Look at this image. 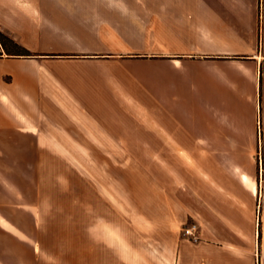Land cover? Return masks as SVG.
I'll use <instances>...</instances> for the list:
<instances>
[{"label":"crops","instance_id":"1","mask_svg":"<svg viewBox=\"0 0 264 264\" xmlns=\"http://www.w3.org/2000/svg\"><path fill=\"white\" fill-rule=\"evenodd\" d=\"M0 33L30 54L8 53L0 43V264H19V245L41 258V201L56 184L50 175L45 183L38 160L36 173L19 172L23 149H193L185 158L194 183L217 182L205 187L210 194L240 195L241 181L257 179L255 149L264 164V0H0ZM105 175L92 178L119 204ZM207 206H181L184 220L194 215L199 224L196 243L181 239L162 209L143 214L150 237L144 259H248L230 249L244 250L233 241L236 229L247 235L242 211L226 201ZM84 212L96 254L109 264L134 259L120 217L94 215L88 223ZM27 219L32 234L23 228Z\"/></svg>","mask_w":264,"mask_h":264},{"label":"rangeland","instance_id":"2","mask_svg":"<svg viewBox=\"0 0 264 264\" xmlns=\"http://www.w3.org/2000/svg\"><path fill=\"white\" fill-rule=\"evenodd\" d=\"M4 44L8 53L17 54L18 50L10 43L5 41ZM187 150L189 151L185 152L181 148H66L46 149L47 152L39 151L37 154L30 149H23L19 152V172L36 173L38 160L39 172L45 178V183L50 175L55 178L56 184L53 190L48 191L47 187L43 189V228L37 235L39 245L35 246L41 258L34 260L30 246L19 245V264H109L110 260H104L103 254H96V235L86 234L85 218L81 219L85 209L88 223L94 215L120 217L132 243L130 251L135 247V251H132L134 259L121 261V264H149L143 255L146 241L150 238L143 232L149 227L145 226L143 214H158L162 209L167 218L166 223L171 224L172 229L180 236L182 228L194 218L192 214L185 221L181 206L191 211L194 207L208 208L209 202L219 204L224 201L240 209L244 222L241 224L248 225L247 235L241 233L242 228L234 232V245L244 250L231 247V251L239 257H248H244L241 264H264V164L261 163V149H255L257 179L239 182L243 193L233 196L207 192L205 187H217L215 181L205 179L195 184L193 164L186 160L190 161L187 152H193V149ZM94 175L98 178L105 175L108 178L105 184L109 186L107 188L110 193L118 197L119 204L108 202V192L95 183ZM85 177L88 178V183H84ZM227 184L230 186L231 182L228 181ZM200 188L204 192L202 199L196 196L201 191ZM80 206L83 207L82 212L79 210ZM133 212L139 216L132 217ZM23 228L32 234L29 219L23 224ZM121 242L124 244L122 239Z\"/></svg>","mask_w":264,"mask_h":264},{"label":"built area","instance_id":"3","mask_svg":"<svg viewBox=\"0 0 264 264\" xmlns=\"http://www.w3.org/2000/svg\"><path fill=\"white\" fill-rule=\"evenodd\" d=\"M182 238L190 243L199 241V224L196 221H189L181 230Z\"/></svg>","mask_w":264,"mask_h":264},{"label":"trees","instance_id":"4","mask_svg":"<svg viewBox=\"0 0 264 264\" xmlns=\"http://www.w3.org/2000/svg\"><path fill=\"white\" fill-rule=\"evenodd\" d=\"M5 41L10 43L14 48H16L18 50L16 55L23 56V57L30 56V54L26 50L20 48V46H19V49H18V46L9 37H7V36L3 35L2 33H0V43H1V45L3 47L7 48L5 46V44H4Z\"/></svg>","mask_w":264,"mask_h":264}]
</instances>
